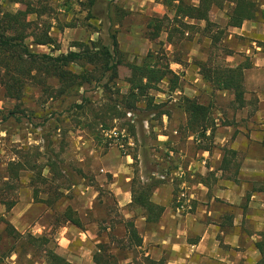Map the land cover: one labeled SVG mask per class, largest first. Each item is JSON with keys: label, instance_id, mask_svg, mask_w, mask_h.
Segmentation results:
<instances>
[{"label": "rangeland", "instance_id": "374dc122", "mask_svg": "<svg viewBox=\"0 0 264 264\" xmlns=\"http://www.w3.org/2000/svg\"><path fill=\"white\" fill-rule=\"evenodd\" d=\"M41 1L51 8L49 16L44 18L52 22V31L60 41L61 51L75 50L74 44L87 40L110 44L112 31L128 43L129 50L137 49L124 54V62L119 66L118 86L123 92L127 91L129 64L142 60L141 55L155 47L154 42L148 39L137 47L135 37L130 34L134 29L145 31L148 17L144 11L135 9L131 12L117 0H95L93 5H89L87 0ZM261 5L264 9V0ZM6 7L12 11L24 8L19 2L9 3ZM30 18H35V15H30ZM263 21V16L255 20L260 30L264 28ZM67 25L81 28L82 35H66L64 28ZM259 32L255 33L259 34L257 38L251 36L255 45L262 41L263 31ZM199 39L204 41L201 33L197 34L196 40ZM186 47L192 54L202 50L211 56L212 61L222 63H228L229 56L238 52L236 48L228 47L224 36L216 44L183 43L182 48ZM165 48L168 51L172 49L170 45H165ZM35 50L51 51L50 47L43 45L36 46ZM179 74L177 89L170 91L169 84L164 81L159 88L165 93H157L161 104L171 111L170 119L155 115L150 117L152 121L146 122L143 119L147 118V111L140 109L110 123L112 112H107L105 107L109 95L93 85L83 89L80 95L84 94L91 100L90 108L104 109L106 121L112 126L101 130L100 139L96 137L94 128L86 125L94 120L91 109L83 115L71 108L77 96L46 101L41 91L31 86L21 99H12L5 96L0 87V194H5V200L15 202L12 208L0 202V264H45L49 250L77 264H92L91 256L102 242L111 247L112 253H119L113 248H122L124 241L120 236L110 234L109 230L121 232L123 225L116 185L127 189L133 183L156 180L166 171L167 178L175 184L178 205L181 176L179 178L174 171L180 160H173L169 152L170 149L179 151L190 146L194 150L196 147L195 142L187 144L182 134L174 133L176 129L183 130L180 121L184 116L180 103L186 93L207 98L196 92V81L191 82L187 78L186 70H179ZM226 105V101L221 99L220 108ZM124 130L133 138V145L129 144L128 137L121 136ZM165 134L171 144H162V137L158 139V135ZM12 161H20L23 166L20 178L14 182L15 187L7 190L2 182L7 179L4 175L8 174L7 168ZM40 171L41 179L37 174ZM35 188H38V197ZM68 206L81 216L83 227L64 222L63 212ZM134 255L138 256L136 250Z\"/></svg>", "mask_w": 264, "mask_h": 264}, {"label": "crops", "instance_id": "0c3cea01", "mask_svg": "<svg viewBox=\"0 0 264 264\" xmlns=\"http://www.w3.org/2000/svg\"><path fill=\"white\" fill-rule=\"evenodd\" d=\"M117 1L131 12L135 9L144 11L148 21L153 17L174 15L163 0ZM189 1L194 5L199 3V0ZM231 4L233 3L227 1L223 7H213L211 20L221 27H227V11ZM198 23L200 29L186 33L176 47L178 60L170 63V68L179 76V82V70H186L189 76L187 78L191 82L196 81V92L207 96L204 98L200 94L186 93L184 97L209 106L208 123L212 124L211 127L192 132L189 127V114L184 110L182 102L180 103L184 116L180 123L185 131L176 129L174 133L182 134L187 144L195 142L196 147L194 150L190 146L179 151L170 149L169 153L173 160H180L174 172L178 177L181 176L180 193L184 192L189 197L188 207L184 210L179 208L175 198V184L167 177L162 178L159 175L156 180L143 182L153 184L150 200L164 207L157 220H149L150 214L147 210L132 204L133 184L127 189L116 185L117 203L123 211V225L121 232L114 233L111 228L109 230L110 234L120 236L124 241L122 248H113L119 250L117 264H264V49L263 45H255L252 40L253 36L257 38L259 35L255 33L263 31L260 42H264V28L260 30L255 20H247L241 27H227L223 35L228 47L238 51L229 56L226 64L233 67L247 64L244 71L246 91L241 103L236 100L232 91L217 89L204 79L199 63L211 62V56L204 54L202 50L192 54L191 49L182 48L183 43L188 42L203 46L213 44L211 38L202 30L206 22ZM262 24L264 25V21ZM64 29L66 35L79 36L83 33L81 28L70 25ZM143 31L134 29L130 33L135 37L137 47L147 39L155 44L154 48H149L141 55L142 59L149 51L159 50L161 46L166 50L165 45H170L173 50L174 47L167 41L166 31L157 39L149 38L146 29ZM200 33L204 36V41L196 40ZM118 41L124 54L131 51L128 43L120 40V36ZM166 81L170 89V81ZM157 93L162 94L165 91L161 92L160 88L151 91L155 102L161 103ZM221 99L227 103L222 109L219 106ZM164 106L152 113L147 111V118L143 120L150 122L153 120L150 117L155 115L170 119L171 111ZM162 111L165 113H160ZM158 137H162V144H171L168 135ZM129 220L134 222L142 238L139 245L130 242L126 228ZM83 236L87 237V234L83 233ZM64 239L69 241L68 237ZM102 245L112 251L110 246L104 243ZM97 250L98 246L95 248ZM134 250L138 252V256L134 255ZM66 259L77 264L67 257ZM91 260L92 264H97L93 254Z\"/></svg>", "mask_w": 264, "mask_h": 264}, {"label": "trees", "instance_id": "16d2710c", "mask_svg": "<svg viewBox=\"0 0 264 264\" xmlns=\"http://www.w3.org/2000/svg\"><path fill=\"white\" fill-rule=\"evenodd\" d=\"M93 5L95 0H87ZM227 1L231 6L227 11V27H241L247 20H256L264 17L261 8L262 0H199L197 5L189 0H163L164 4L174 12L173 17H153L149 19L146 34L151 39H157L163 31L168 33L167 41L173 50L149 51L140 63L129 64L131 73L126 79L128 90L122 92L119 81V66L124 62V53L120 49L117 32L110 34V44L99 40H88L74 44L75 50L58 52L60 43L53 35V24L48 17L51 8L42 4L41 0H0V87L5 96L12 99H21L31 86L38 88L41 95L48 100H57L69 96H77L71 108L87 115L91 109L94 120L87 126L94 128L95 135L101 138L102 129H110L106 119L107 113L103 110L90 108L91 100L80 92L88 86L100 88L107 95L106 111H111L110 123L116 118L125 117L128 113H136L143 109L152 113L162 108L161 103L155 102L152 90L159 89V85L169 80L172 90L178 88L179 76L170 68L172 60H178L176 47L186 33L199 28V21H205L202 29L213 44L220 41L227 27H221L210 18L213 7H223ZM13 2L21 3L24 8L16 11L9 10L6 5ZM35 15V18H30ZM69 26V25H67ZM214 28L216 29L214 32ZM50 47V52H38L36 46ZM263 45L264 42H259ZM247 64L230 66L222 62H200L199 68L204 79L212 83L217 89H227L235 94L239 102H243L245 95L244 71ZM55 81V82H54ZM143 104V107H142ZM184 110L189 114V127L192 132L199 128H208L209 106L197 100L184 97L182 100ZM165 113V112H160ZM94 125V126H93ZM100 126V128H99ZM134 128V126H133ZM132 128V129H133ZM22 163L12 161L8 165V174L4 175L2 186L12 189L21 176ZM34 167V166H33ZM35 169V168H33ZM40 179L41 171L37 172ZM36 180L37 177L35 176ZM153 184L133 183V205L142 207L149 212V220H157L164 207L150 200ZM5 194H0V202L7 204L8 208L14 205V200H5ZM38 197V188H35ZM45 201L50 202V199ZM153 215V216H152ZM64 222H70L77 227H83L81 216L71 206L63 212ZM130 242L139 245L142 241L133 221L126 222ZM264 255V252H263ZM97 264H117L118 256L110 248L99 244L98 250L93 254ZM46 264H72L65 257L49 250Z\"/></svg>", "mask_w": 264, "mask_h": 264}, {"label": "built area", "instance_id": "2783aa9c", "mask_svg": "<svg viewBox=\"0 0 264 264\" xmlns=\"http://www.w3.org/2000/svg\"><path fill=\"white\" fill-rule=\"evenodd\" d=\"M128 114L131 115V113H128ZM112 133H113V131H112ZM110 135H112V134H110ZM121 136L122 137H128L125 130L123 132H121ZM128 139L130 141L129 144L133 145L134 144L133 138L128 137ZM160 176L162 178H166L168 176V172L165 171V172L161 173ZM188 199H189V197L187 196V194H185L184 192L180 193V195L178 196V205H179L180 209H182V210L187 209L188 203H189Z\"/></svg>", "mask_w": 264, "mask_h": 264}]
</instances>
